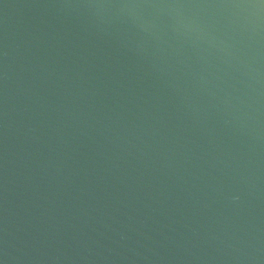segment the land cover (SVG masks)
<instances>
[{
  "label": "water",
  "instance_id": "obj_1",
  "mask_svg": "<svg viewBox=\"0 0 264 264\" xmlns=\"http://www.w3.org/2000/svg\"><path fill=\"white\" fill-rule=\"evenodd\" d=\"M0 264H264V0H0Z\"/></svg>",
  "mask_w": 264,
  "mask_h": 264
}]
</instances>
